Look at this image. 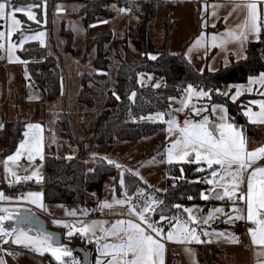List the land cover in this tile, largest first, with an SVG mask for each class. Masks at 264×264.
<instances>
[{
	"label": "rangeland",
	"instance_id": "obj_1",
	"mask_svg": "<svg viewBox=\"0 0 264 264\" xmlns=\"http://www.w3.org/2000/svg\"><path fill=\"white\" fill-rule=\"evenodd\" d=\"M38 1H40V3L35 4ZM54 1L55 0H33L31 3H29L28 0H13V3L20 7H27L29 5L35 4L39 8L38 10L36 7L28 9L34 12L35 20L29 19L23 12L17 13V19L21 21L17 31L12 33L10 36L6 35L2 40H0V44L4 45L3 47H0V50H2V55L0 58V125H3V127H0V151L4 148L3 141L6 123L14 120L18 116H25L26 119L33 118L37 109L41 106V100L39 99L40 93L38 92L40 89H30L32 90L33 94H28L30 77L26 66L28 63L25 62V60L21 57L20 52L38 45L46 46L50 34H52L51 40L53 46L55 45L56 47H50L49 49L46 46V48H44L45 55H49L47 50H54L58 48L55 38L59 39L61 37V33L66 35L67 40L70 38L73 40V32L70 29H65V23H61V19L59 20L55 16ZM102 1L103 3H106L105 7L108 10L107 16L100 17L99 19L101 20L97 19V23L95 22L96 24L93 25V29L89 28L88 36H94L99 31L105 32L108 29L112 30V34L117 39L116 42L120 40L121 43L119 41V43L110 42L106 49L123 50L121 56H124V50H129L133 56L139 57V53H137V49L132 45L131 40L135 36L136 23L138 20L137 15H135L134 12L136 11L137 5L140 3H153V5H155L154 17L149 25L150 34L154 43L156 45H160L165 39L166 18L167 24L171 23L170 32L168 34L169 51L173 54L183 53L192 65L198 67L201 70L207 68L208 70L215 71L222 66L230 65L233 61L244 59L248 55L247 46L250 41L248 33L244 39L238 38L240 33L243 31L238 26L242 25L247 17V7L245 6H241L236 3H226L224 1L218 0ZM82 3H84V1H77L76 5L67 4L65 10L76 11L78 6H80ZM126 4H129V7H127ZM121 9H128V11H121ZM63 12L64 11L61 9V14ZM37 21L39 22L37 23ZM91 22L92 21L90 20L88 21L87 28L91 25ZM0 24L2 25L0 31H5L7 33L10 21H0ZM66 25L73 28V30L76 32L75 44L76 46H79L80 42L83 41L82 37L84 35V23H81L77 18L71 17L68 19V21H66ZM50 27L54 28L53 32H51ZM96 29L100 30L96 31ZM39 32L44 33L42 38L43 42H41L39 39H27L24 40L21 45V40H23L24 36H31ZM229 33L232 35H229ZM213 36L216 37L215 41H213ZM198 39L200 40L199 46H194ZM10 42L17 45V47L10 49ZM93 48L95 49V47ZM189 49H191V51H189ZM150 56H157V53L151 52L149 53V57ZM17 57L19 59H17ZM53 57L55 58V56ZM115 57L118 59L117 62L120 63L119 58L117 56ZM189 84H191L194 89H197L194 83L191 82ZM188 85L180 97H174L171 99V113L167 115L164 112H161L164 113L163 120L159 119L155 114H152L151 118L147 117L149 120L162 122V129L156 131L148 137L129 142L124 141L125 143L122 144H119V142L113 144L99 143L89 147L88 151L92 155H101L105 162H108L109 160L114 161L115 163L112 164L120 165L119 169L121 171H124L126 168V170L134 171L139 177L142 178V181L140 180L141 183L144 184L146 182V187L142 188V192L131 194L128 193L126 189H123L121 194H117L114 192L115 189H113V193L107 194L103 198L97 197L96 207L99 206L100 201H107L111 205V207H105L104 211H107V214H103L105 216L109 214L113 215L110 217V219H93L88 217L89 215H95L97 211L94 209H76L77 213L73 211L69 212V208L62 203L50 204L49 206L45 205V207H43V196V206L40 204H32L26 200L28 204L23 206V208L26 210L31 209V211H37L41 210L42 208L46 209L47 216L49 217V220H51L49 223L54 224L62 229L61 233L63 238L60 244H63L67 249H70L72 251L73 257H75V259L79 261L80 264H82V256L76 255L74 248L80 243H82L85 247H90V241H88L90 238L95 241L99 240V250L97 251L94 248L95 254L92 264H96L97 258L101 260V264H108V261L112 260L113 257L99 254L105 251L103 247L104 244L116 243L119 242L121 238H126L123 232H119L117 236H108L105 234L112 228V225L117 220H136V217L130 213L129 205L118 204L116 201L124 199L125 193H127V195L131 197L133 204L140 205V203L144 201L145 197H153L150 194H147L144 196V198H142L143 194L149 189L153 190L154 188L157 190H163L165 188L168 178L166 169L167 165L170 164L168 162V153L166 150L171 146L173 141L181 138L179 128L173 126L172 131L169 132V125L165 121L175 118L179 122V126L183 127V122L185 119H188L192 122H198L202 120L204 116H207L209 127L211 124L217 125L222 122L234 124L229 119L228 112H226V120L221 121L219 119V117L223 114L221 110L219 108L216 111L212 110L213 105H223L225 107L224 104H209L207 100H205V97H200L196 93H189L187 91ZM42 93L45 95L44 91H42ZM189 96H191L190 100L188 99ZM94 98H96V106L94 108L100 109L99 106L103 103V101L101 100L98 92H96V96ZM182 100L187 101L186 106L181 103ZM93 105H95V103ZM205 105H207V110H204ZM194 107L201 109L199 115L193 112ZM93 109H91L92 115ZM40 121L42 122V120ZM244 136L248 145V137L246 135ZM62 140L67 147L64 148L63 146V148H61V155L66 157L73 156L70 154V152H66V148L68 147H74L76 149L74 155H76L79 150L78 146L67 138H62ZM177 153H182V149H178L177 152H174V158L171 163L178 162L175 159ZM189 161L196 162L194 154H191L189 157H186L185 160L179 162ZM24 165L25 163L19 166L16 160L6 162L4 157L1 158L0 182H3V180L5 182L16 180L15 177L12 176L11 172L5 171L6 166L11 169L12 172H15L17 176L25 177L32 170V173L36 172L40 177H42V179L39 181H37L35 177H33L32 180L36 182H41L43 180V166L41 163L38 164L37 162L34 164V166H32V168L22 172ZM94 165V162H89L90 167H93ZM246 174L247 170L242 173L241 183H243V179L245 178ZM213 179L214 178L210 175L206 182ZM215 179L217 180L215 184L208 183L209 185L201 191V193L210 195L211 197L210 199L206 200L205 203L200 201L182 205L183 209H191L190 215L195 217V220L189 223L188 227L195 228L196 234L200 237L199 241H184L190 242V245L181 247L179 254L181 255L180 261L182 264H196V260L193 261L194 247H191V243H198L200 241H206L207 243H210H203L204 245L202 246L205 247V249L210 254V260L206 264H238L235 262L237 258L245 260L244 264H247L246 258L248 257V253L239 249L238 247L240 246L237 247L236 244L237 236L241 231L240 225L237 229H234V226L238 224L239 220L242 218L241 212L243 211V207L239 205V202L235 201V198H232V196L231 201H224V199L229 196L223 195V189L225 186H227L231 191V177H226V179L222 182L218 178ZM105 181L108 182V188L113 187L111 183V177L107 178ZM14 185L15 184L6 185L5 188L8 191L10 190V192H12L13 189L14 192ZM216 191L221 192L220 195L223 196V199H218L217 196H214ZM34 192L41 191L37 189ZM16 201H22V199L17 197ZM153 207L158 209V207L155 205ZM217 208L222 209V211H213ZM233 208H235V211ZM183 209L180 210L181 214L177 213L176 215L166 216L168 217V220L166 221H161L160 217L155 219L152 218L157 210L153 213L147 214L156 227L163 229V235L156 237H160L163 240H168L166 238V234L169 230H172L174 236H176L175 229H169L165 222L168 224L170 220H172V223H175V220H188L189 213H186ZM210 212L212 213L211 217L207 220V222H204L202 218L207 216ZM237 214L240 216L239 219L236 218ZM3 215L7 216L8 214ZM73 215H77L79 218H76V216ZM58 219L66 221L68 224L74 225L77 229L90 225L92 221H103L106 223L97 224L92 229V232L88 233L87 235L74 232L73 235L69 236L67 233L69 231H73V229L65 227L63 224L54 223V221ZM3 224L6 228H13L12 224L8 220ZM253 228L258 229L259 225L255 222H251L248 231L249 229ZM24 230L28 232L29 235L33 236L37 235V232L39 231L35 227ZM205 233H207V235H205ZM217 233H222L223 235L218 236ZM4 238L7 240V243H4L3 238L0 237V260H3L5 264H43L41 262L40 256L45 254H48L53 261H56V259L49 252H38L32 246L26 244H15L12 242V238L11 242L10 237ZM174 241H183V235H179L177 239H174ZM211 243L216 245H212ZM94 245L95 244L93 243L92 247H94ZM169 245L170 244L166 245L168 255L170 253V249L168 248ZM226 245L229 247L231 246V249L226 250ZM170 248H172L171 245ZM14 251H17L19 254L15 255ZM127 258L130 259L131 256L129 255ZM115 259L117 264H122L124 257L118 256ZM224 260H226L225 263H223Z\"/></svg>",
	"mask_w": 264,
	"mask_h": 264
},
{
	"label": "trees",
	"instance_id": "obj_2",
	"mask_svg": "<svg viewBox=\"0 0 264 264\" xmlns=\"http://www.w3.org/2000/svg\"><path fill=\"white\" fill-rule=\"evenodd\" d=\"M28 1L31 3L33 0ZM73 1H84L81 14L84 16L86 26L89 20L95 21L107 16L106 3L102 0ZM37 3L39 4L40 1L35 4ZM38 8L36 7L37 10ZM154 8L153 3L137 5L134 12L138 18L136 33L131 43L137 49L139 57L133 56L129 50H124V56L116 52L120 60L116 71V82L114 87L108 90L106 106L94 119L90 137L76 138L70 130L67 119L60 122L62 129L59 136L69 139L78 146L76 155L71 157L57 155L55 150L47 153L44 179L41 182L33 180L19 182L14 185V192L13 189L12 192L7 190L9 193L17 194L25 190L40 189L44 193L47 204L62 203L69 208L89 210H95L97 189L107 178L111 177L112 189H115V193L121 194L123 189L131 194L137 193L138 189L146 187V183H141V177L134 171L126 170L127 168L121 171L116 165L105 162L101 155H92L88 149L99 143L122 144L145 138L162 129V122L152 121L147 117L161 112L169 115L171 113L170 98L180 97L191 82L197 89L205 91L211 89L210 95L205 97V100L209 104H224L229 119L239 125L246 136L258 135V129L247 120L243 111L247 100L258 94L245 93L233 101L231 99L233 89L229 85L246 82L251 75L264 71V29L258 38L249 41L246 58L233 61L230 65L222 66L215 71L207 68L201 70L192 65L183 53L173 54L169 51L168 34L171 23L167 24L166 18L165 39L160 45L154 43L149 29L154 17ZM111 31L108 29L105 32L99 31L94 36H87L86 55L94 49L93 47L96 50L93 58L95 71L87 72L82 76V87L78 98L88 106H93L95 103L92 85L103 79L109 70L110 56L106 48L110 42L117 40ZM71 41L70 38L67 42L68 48H71ZM44 48L46 46H34L21 51L20 55L28 63L46 97L54 99L61 90L60 68L56 58L45 55ZM151 52L157 53L155 60L149 57ZM1 55L2 50H0V58ZM217 89L220 94L217 93ZM225 92L228 93L227 96L222 95ZM133 93L135 96L132 95ZM18 117L6 123L4 148L0 151V159L12 153L21 140L25 119ZM61 145L62 148L67 147L64 143ZM66 149V152H70L71 147ZM89 162H94L95 165L90 167ZM198 168L204 170L198 171ZM166 170L168 178L165 188L163 190L149 189L142 196L144 198L145 195L150 194L162 201V206L158 207L152 216L153 219L160 217L161 207L163 214L168 216L176 215L183 209H177L175 205L182 206L200 201L205 203L206 200L201 199L200 194L209 185L206 181L211 171L217 170V166L213 165L212 169H209L206 164H197L194 161L175 162L168 164ZM165 224L168 227L169 222ZM92 244L93 242L90 241L89 246L94 250ZM79 245L84 246L82 243ZM75 253L80 255L76 251ZM206 256V253L200 254V259L205 264ZM40 259L43 264H60L53 261L48 254L40 256ZM66 260L70 261V258Z\"/></svg>",
	"mask_w": 264,
	"mask_h": 264
},
{
	"label": "snow or ice",
	"instance_id": "obj_3",
	"mask_svg": "<svg viewBox=\"0 0 264 264\" xmlns=\"http://www.w3.org/2000/svg\"><path fill=\"white\" fill-rule=\"evenodd\" d=\"M37 7V5H29L27 7H20L13 3V0H0V21H10L8 32L0 31V40H2L6 35L10 36L12 33L16 32L18 27L21 24V21L17 19L16 14L23 12L29 19L35 20L34 12L28 10L29 8ZM248 9V14L242 25L238 27L243 31L238 36L239 39H244L247 32H252L259 34L260 32V17L258 15V5L257 3H248L246 5ZM10 9V10H9ZM121 11H128V9H121ZM39 21H37L38 23ZM229 35H232L229 33ZM44 36L43 32L35 33L31 36H24L21 40V45L24 40L27 39H39L43 42L42 38ZM216 40V37L213 36V41ZM200 40L198 39L194 46H199ZM3 44H0V47H3ZM10 49L17 47V45L9 43ZM191 51V49H189ZM152 60L156 59V56H150ZM17 59H19L17 57ZM143 75V74H141ZM151 78V77H149ZM254 78H249L250 82ZM259 81L264 84V72L259 74ZM157 87L159 85H156ZM187 91L189 93H196L200 97H207L211 93L209 91H204L203 89H194L191 84L188 85ZM218 94L219 90H216ZM240 90L237 88L236 95L231 96L233 101L236 100V97L240 95ZM135 96V93L132 94ZM222 95L227 96L228 93H222ZM118 98V97H117ZM173 99V98H170ZM191 99V96L188 98ZM182 104L186 106L187 101L182 100ZM253 105H258L259 111L253 112L251 109H248L245 112V115L249 117L250 123H264V100L250 101ZM220 109L223 113L219 119L221 121L226 120L227 109L223 105H213L212 110L216 111ZM182 110V109H180ZM204 110H207V105L204 106ZM201 109L193 108V112L199 115ZM159 119H164V113L155 114ZM151 118V114H150ZM168 125V131L171 132L173 126L179 128L181 133V138L172 142L171 146L167 148L168 153V162L171 163L174 158V152H177L178 149H182V153H177L175 159L179 161L185 160L186 157H189L191 154H194L195 161L197 164L206 163L209 169H212V166H217V170L211 171V176L213 180H209L208 183L215 184L218 178L221 182L226 179V177H231V191L227 186L223 189V195L233 196L236 194V190L239 188L242 181V173L251 168L252 163L258 159L260 156H264V146L257 147L251 151L247 150L246 138L243 134L241 128L236 125L228 122H222L215 125V130L209 127L208 117L204 116L202 120L198 122H192L188 119L184 120V126L180 127L179 122L175 119H169L165 121ZM3 127V125H0ZM28 128H40V125H28ZM25 136H28V133L25 132ZM26 141L20 143V147L17 150L15 155H10L6 158L7 161H15L20 158V149H25ZM29 152L35 151L36 154L42 152V146L39 140L36 141L29 149ZM31 158V156H30ZM41 160L43 156H40ZM108 163H115L114 161L109 160ZM235 166V167H234ZM120 167V165H116ZM25 171L27 168L24 169ZM198 171H203L204 169L198 168ZM6 172H11L12 176L15 177L17 181L31 180L33 177L37 181L41 180L36 172H33L30 176L20 177L17 176L15 172H12L7 166L5 168ZM183 171V169H181ZM219 173V175H218ZM259 174V179L257 178ZM138 175V174H137ZM142 179V178H141ZM146 183V182H145ZM123 184V180H121ZM142 189H138L137 192H142ZM218 199H223V196L220 193H216ZM42 196L41 192H29L26 196L20 197L22 200H27L32 204L42 205ZM202 199H210V195L204 193L200 194ZM0 199H9L4 197L3 193L0 192ZM191 199V197H189ZM239 200L247 202V219L249 222H255L259 225V228L249 229V232L252 235L253 242L264 245V167H256L252 169L251 173L248 176L247 182V195H240ZM118 204L129 205L130 213L136 217V220L127 219V220H117L112 225V228L108 230L105 234L108 236H117L119 232H123L126 238H121L119 242L116 243H105V251L101 253L104 256H112L113 259L108 261V264H117L116 257H124L122 264H157L156 257L161 256L164 250V244L155 238L156 236L163 235V229L156 227L154 223L150 220L147 214L153 213L157 210L156 207L162 206V201L157 200L155 197H145L144 201L140 205L132 203L131 197L125 193V198L122 200L116 201ZM105 207H111V205L105 201ZM177 209L183 208L181 205H175ZM186 213H189L188 220L180 221L175 220V223L169 221V229H175L176 236L172 230H169L166 234L168 240L177 239L179 235H183V241L196 240L199 241L200 237L196 234L195 228H189L188 224L195 220V217L190 215L191 209H183ZM235 211V208H233ZM5 211V210H0ZM215 212H220L222 209H214ZM21 213L17 211L9 212L7 216L0 215V237H10L12 242L15 244H26L32 246L38 252H49L60 262V264H80L79 261L73 257L72 251L67 249L63 244H60L54 240V234L47 231H38L37 235H29L28 232L24 230L23 227H14L6 228L3 225V221L7 219H16L19 223ZM212 213H208L207 216L202 219L204 222L211 217ZM237 219L240 218L239 214L236 216ZM160 220L166 221L168 217L163 214V208H160ZM56 224H63L65 227L73 229L69 231L67 235L71 236L74 232H79L81 234L87 235L92 232V229L97 224L106 223L103 221H92L90 225L84 226L81 228H75L74 225L68 224L66 221L55 220ZM149 231L153 234H149ZM207 235V233H205ZM217 235H223L222 233H217ZM7 243V240L4 241ZM99 243V240L97 241ZM110 250V251H109ZM131 256L130 259L127 257ZM66 258H71L70 261ZM0 264H5L3 260H0ZM96 264H101V260L97 258ZM160 264H163L162 260Z\"/></svg>",
	"mask_w": 264,
	"mask_h": 264
},
{
	"label": "crops",
	"instance_id": "obj_4",
	"mask_svg": "<svg viewBox=\"0 0 264 264\" xmlns=\"http://www.w3.org/2000/svg\"><path fill=\"white\" fill-rule=\"evenodd\" d=\"M218 1H224L226 3H236L241 6H245L248 3H257L258 5V15L260 17V32L257 36V34L252 33V32H247L248 37L250 38L249 40H253L259 37L261 31L264 29V0H218ZM77 1L73 0H57L54 4V10H55V16L60 20L61 23L64 22L65 24V29H70L73 32V40L71 41V48L67 47V38L66 35L61 33V37L55 38L56 40V45L57 49L54 50H47L49 55L55 56L58 62V66L60 68V82H61V90L60 93L55 97L54 99H49L47 98L41 90H38L39 94V99L41 100V106L40 108L37 109L35 115L33 118L25 119V124H24V129L22 132V137L19 143L16 145L14 148L13 152L4 157L6 159L10 155H15L17 150L20 147V143L22 141H26V146L25 149H20V158L17 161L19 166H21L23 163L24 169L27 168L30 169L32 166H34L35 163L38 162L42 164L43 166V176L45 175V160L47 157V153L52 152L55 150L57 155H61V148H62V143L63 140L61 136H59V132L61 131V124L60 122L64 119H67L70 127H71V132L76 138H88L90 137L92 133V129L94 126V119L97 116V114L105 107V102L107 98V93L110 88H113L116 82V71L119 66V62H117L118 59H116V52H119L120 54L122 53L123 50H108L109 51V56H110V61H109V70L107 71V75L101 79L98 83L93 84V94L94 97L96 96V92H98L99 96L101 97V100L103 103L99 106L100 109H95L94 107L96 106V98H95V105L89 106L83 103L82 101L79 100L78 95L80 93L81 87H82V76L89 72H94V64H93V58L96 55V50L93 49L90 51L88 55H86V42H87V36L89 32V28L93 29V25H95L97 20L92 21L91 25L87 28L86 24L84 23V16L81 14V9L84 5V3L80 4L78 6V9L76 11H69L65 10V7L68 5H76ZM61 9L64 11L61 14ZM247 14H248V9H247ZM73 15V16H72ZM74 17L77 18L81 23H84V35H83V41L80 42L79 46H76L75 44V38H76V32L71 28L70 26L66 25V21H68L69 18ZM73 19V18H72ZM55 20V17H54ZM101 20V19H99ZM96 22V23H95ZM47 26V25H46ZM42 27V26H41ZM49 27V26H47ZM51 28V32H53L54 28ZM100 30V29H96ZM51 35L48 37V43H47V48L50 49V47H56L55 45L53 46L52 40H51ZM120 42V41H119ZM118 41H112V43H119ZM121 43V42H120ZM110 44V43H109ZM108 44V45H109ZM108 47V46H107ZM53 49V48H52ZM118 49V48H117ZM28 64H26L27 66ZM29 66V65H28ZM27 66L28 72L29 68ZM264 72V71H262ZM260 72V73H262ZM259 73V74H260ZM30 74V73H29ZM259 74L256 75H251V78H254L251 82L249 78L247 79L246 82L243 83H231L229 87L233 89V95H236L237 88L240 90V95L243 94H252V93H257L258 95L256 97L250 98L247 100V102L244 104V114L248 109H251L253 112H258L259 108L258 105H253L250 103V101H256V100H264V84H262L259 81ZM29 88V87H28ZM28 90V94L32 95L33 92L32 90ZM232 95V96H233ZM238 95L236 99L240 96ZM36 101V100H34ZM34 107V106H33ZM94 108V109H93ZM91 109H93V115L91 112ZM246 116V115H245ZM247 120L249 121V117H247ZM42 120V122L40 121ZM234 123V122H233ZM40 125V128H28V125ZM236 124V123H234ZM257 129H258V135H249L248 137V145H247V150L251 151L257 147L264 146V123H252ZM237 125V124H236ZM240 127L239 125H237ZM52 132L51 135H47L46 132ZM243 131V130H242ZM25 132L28 133V136H25ZM244 133V132H243ZM245 135V134H244ZM39 140L42 146V152L40 154H36L35 151L29 152L28 149L36 143V141ZM76 149L73 147L70 150V154L74 155ZM43 156V159L41 160L40 156ZM31 156V158H30ZM256 167H264V156H260L258 159H256L253 163L251 168L246 169L247 174L245 178L243 179V183L240 184L239 188L237 189L236 193L238 191H244L245 192V197L247 195V182H248V176L251 173L252 169ZM22 170V172H25V170ZM26 170V171H27ZM32 175V170L30 171L29 174L26 176ZM24 177V176H22ZM257 178L259 179V174H257ZM44 179V178H43ZM32 180V179H31ZM22 181H29V180H13L10 182H0V192L3 193L4 197H7L9 199H0V210H5V211H0V213L5 214L13 211H20L23 210V206L27 205L28 203L26 200L22 201H16L17 197H24L26 196L29 192H34L37 189H32V190H25L21 191L19 193H9L5 186L10 185V184H18L19 182ZM34 181V180H33ZM108 182L103 181L98 189H97V197L98 198H103L107 194L113 193V189L110 187L108 188L107 185ZM40 190V189H38ZM43 194L44 193L42 190H40ZM49 206L50 204H47L44 199V206ZM239 205L243 207V211L241 212L242 218L239 220V223L234 226V229L238 228V226L243 223V222H248L249 224L251 222L248 221L247 219V202L246 200L239 202ZM21 206V207H19ZM69 208V207H68ZM110 209V208H109ZM31 210V209H27ZM97 211L95 215H89L88 217L93 218V219H110L113 215H103L107 214V211L105 210L104 202L99 203V206L95 208ZM76 212L77 210L75 208H69V212ZM35 212L41 213L43 216L46 217L48 224L50 227L59 230L60 232L62 231L61 228L54 224H50L49 217L47 216V212L45 208H42L41 210H37ZM104 212V213H103ZM99 213V214H98ZM77 217V215H73ZM117 216V215H116ZM121 216V215H118ZM8 220V219H7ZM9 221V220H8ZM12 224V222L10 221ZM18 227H24V229H29L32 228L33 226L30 225H21ZM149 234H153L149 231ZM155 236V234H153ZM4 238V237H3ZM63 238V235H62ZM157 238L160 243L164 244V250L161 256L156 257L157 264H160V261L162 260L163 264H182L180 261L181 255L180 250L181 247L190 245V242H180V241H168V240H163L160 237H155ZM253 240V239H252ZM93 242L95 250H99L98 248V243L95 240H92L91 238L88 240ZM11 242V238H10ZM207 243L206 241H200L198 243L192 242V248L194 249V255H193V261L196 260V264H205V262H202L200 259V254L201 253H206V261L208 262L210 259V254L209 252L205 249V247H202L204 244ZM254 243V242H253ZM167 244H170L172 248H170V245L168 248L170 249V253L168 255L167 251ZM210 244V243H207ZM206 244V245H207ZM212 244V243H211ZM216 245V244H212ZM227 246V245H226ZM174 247V248H173ZM238 247V245H237ZM226 248V247H225ZM244 252L248 253V257L246 258L247 264H264V245L262 244H256L254 243V247L252 250H243L242 248L238 247ZM173 249V250H172ZM231 249V246H227L226 250ZM95 250H92V260L95 254ZM172 251V253H171ZM238 251V250H236ZM101 255V253H99ZM236 257V256H234ZM19 258V257H18ZM226 260H224L223 263H225ZM236 263L238 264H244L245 260L237 258L235 260Z\"/></svg>",
	"mask_w": 264,
	"mask_h": 264
},
{
	"label": "water",
	"instance_id": "obj_5",
	"mask_svg": "<svg viewBox=\"0 0 264 264\" xmlns=\"http://www.w3.org/2000/svg\"><path fill=\"white\" fill-rule=\"evenodd\" d=\"M210 127L215 130V124H211ZM216 193L221 192L216 191L214 196H217ZM19 212L21 213L19 223H17L16 219H13V223L16 227L30 225L39 231H47L54 234V240L58 243L62 242V233L59 230L50 227L46 217L41 213L26 209L20 210ZM75 251L82 256V264H92V249L90 247L77 245Z\"/></svg>",
	"mask_w": 264,
	"mask_h": 264
},
{
	"label": "built area",
	"instance_id": "obj_6",
	"mask_svg": "<svg viewBox=\"0 0 264 264\" xmlns=\"http://www.w3.org/2000/svg\"><path fill=\"white\" fill-rule=\"evenodd\" d=\"M126 6L129 7V4H126ZM28 68H29V73H30V77H29V88H31V89L36 88V89H40L41 91H44L42 89V87L39 85V83L36 80V78L33 76V74L31 72V69H30L29 66H28ZM46 133H47V135L50 136L52 132H48L47 131ZM240 195H244L245 196V192L244 191H238L234 196H232V198H235V201L240 202L241 200L238 199V197ZM232 198L231 197H227V198L224 199V201H231ZM5 214H8V213H5ZM0 215H3V214L0 213ZM8 220L12 222V227L13 228L16 227L15 224L13 223V219H8ZM5 221H7V220H5ZM5 221H3V223H5ZM249 226H250V224L248 222L241 223L240 224L241 231H240L239 235L237 236V242H236V244L238 246H240L241 248L245 249V250H252L253 247H254V243H253L252 237H251V235H250V233L248 231ZM3 240L5 241L6 239L3 238ZM14 253H15V255H18L19 254L17 251H14Z\"/></svg>",
	"mask_w": 264,
	"mask_h": 264
}]
</instances>
